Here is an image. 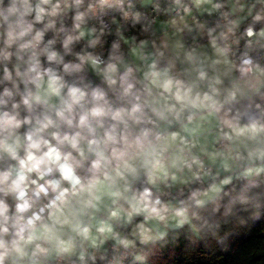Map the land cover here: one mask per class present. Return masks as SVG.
<instances>
[{
  "label": "clouds",
  "instance_id": "obj_1",
  "mask_svg": "<svg viewBox=\"0 0 264 264\" xmlns=\"http://www.w3.org/2000/svg\"><path fill=\"white\" fill-rule=\"evenodd\" d=\"M253 238L264 0H0V264H240Z\"/></svg>",
  "mask_w": 264,
  "mask_h": 264
},
{
  "label": "trees",
  "instance_id": "obj_2",
  "mask_svg": "<svg viewBox=\"0 0 264 264\" xmlns=\"http://www.w3.org/2000/svg\"><path fill=\"white\" fill-rule=\"evenodd\" d=\"M236 255L239 257L240 264H256L257 261L264 264V241L253 238L244 242Z\"/></svg>",
  "mask_w": 264,
  "mask_h": 264
}]
</instances>
